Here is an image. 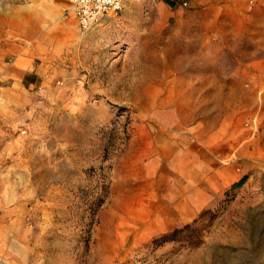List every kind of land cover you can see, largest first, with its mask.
<instances>
[{"label": "rangeland", "instance_id": "rangeland-1", "mask_svg": "<svg viewBox=\"0 0 264 264\" xmlns=\"http://www.w3.org/2000/svg\"><path fill=\"white\" fill-rule=\"evenodd\" d=\"M35 13L0 0V264H264V0L41 20L48 83L12 87Z\"/></svg>", "mask_w": 264, "mask_h": 264}, {"label": "crops", "instance_id": "crops-1", "mask_svg": "<svg viewBox=\"0 0 264 264\" xmlns=\"http://www.w3.org/2000/svg\"><path fill=\"white\" fill-rule=\"evenodd\" d=\"M30 3L36 10V30L30 36L22 35L18 48L8 52L11 54L10 56L14 57V62L4 77L12 87L24 86V78L28 74L35 77L34 84L44 85L48 83V56L51 51V46L48 45L52 44V37L49 35L50 31H46L45 27H41V20L48 19L49 28L53 25V22L58 25H66L69 21H72L80 26L71 11V4L68 0H30ZM108 18H102L101 21L104 22ZM32 85L29 84V86ZM39 94L48 95L44 91L39 92ZM7 95H10V93H7ZM4 231V227L0 226V249L3 244L1 242L5 240L4 235L6 234Z\"/></svg>", "mask_w": 264, "mask_h": 264}, {"label": "built area", "instance_id": "built-area-1", "mask_svg": "<svg viewBox=\"0 0 264 264\" xmlns=\"http://www.w3.org/2000/svg\"><path fill=\"white\" fill-rule=\"evenodd\" d=\"M78 24L88 29L100 18L122 11L124 0H68Z\"/></svg>", "mask_w": 264, "mask_h": 264}, {"label": "bare ground", "instance_id": "bare-ground-1", "mask_svg": "<svg viewBox=\"0 0 264 264\" xmlns=\"http://www.w3.org/2000/svg\"><path fill=\"white\" fill-rule=\"evenodd\" d=\"M105 17H110V16H105ZM105 17H102V18H105ZM102 18H100V19H102ZM100 19H99V20H100ZM91 27H93V25H92V26H90V29H91Z\"/></svg>", "mask_w": 264, "mask_h": 264}]
</instances>
